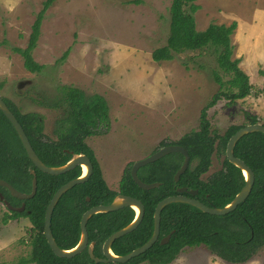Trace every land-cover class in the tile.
Here are the masks:
<instances>
[{
	"label": "rangeland",
	"instance_id": "rangeland-1",
	"mask_svg": "<svg viewBox=\"0 0 264 264\" xmlns=\"http://www.w3.org/2000/svg\"><path fill=\"white\" fill-rule=\"evenodd\" d=\"M134 1L57 0L45 13L33 52L44 68L31 73L13 49L27 47L45 0H0L1 95L22 113L42 115L51 140L56 139V121L62 116V110L53 106L62 99V87L104 97L109 127L86 143L113 191H118L133 163L198 130L202 109L220 91L213 76L218 68L212 49L153 61V51L167 43L173 0ZM197 4L198 31L212 23H238L231 36L233 59L240 60L254 87L245 99L231 104L222 99L208 109L212 131L223 134L230 125H244L246 114L258 116L264 124V0H198ZM69 49L67 58L59 61ZM20 83L26 86L19 88ZM220 167L221 159L214 156L206 177ZM10 214L0 202V264H17L31 250V223L26 218L4 223ZM171 264L234 263L201 245L186 247ZM238 264H264V247Z\"/></svg>",
	"mask_w": 264,
	"mask_h": 264
},
{
	"label": "trees",
	"instance_id": "trees-1",
	"mask_svg": "<svg viewBox=\"0 0 264 264\" xmlns=\"http://www.w3.org/2000/svg\"><path fill=\"white\" fill-rule=\"evenodd\" d=\"M56 1L45 0L43 3V8L33 23L27 47L13 49L22 56L24 67L31 73H39L44 68V65L35 61L33 52L41 36L45 13ZM197 1H172L167 43L152 53L154 62H162L173 60L175 54L200 55L212 49L218 68L213 76L220 91L202 109L199 129L185 134L177 142L162 144V147L179 145L189 153L190 165L178 182L175 181V175L181 168L184 157L174 153L138 171V177L144 183H159V187L141 189L127 169L121 179L119 192L109 189L93 150L86 143L89 137L99 135L103 129L109 127V106L106 99L99 94L88 96L73 86L61 88L62 99L53 104L55 108L62 110V116L56 121L55 140L49 139L45 134L42 115L35 112L22 113L17 105L3 97L24 128L38 157L47 166H62L72 158V154H85L93 162L94 171L90 179L64 194L53 213L51 230L60 248L70 249L79 242L80 223L86 211L94 206L110 204L118 194L139 199L145 209L139 227L112 245V251L122 256L150 240L154 232L157 205L167 197L178 195L179 188L198 190L195 199L210 207L223 208L245 185L242 171L226 157L227 144L240 128L259 123V117L246 114V124L230 125L223 134L212 131L208 118V109L220 100L226 99L230 104L235 103L249 97L254 89L249 76L239 66L240 60L233 59L231 36L238 23H212L204 31H198L194 17L200 10ZM134 2L137 4L140 1ZM69 51L70 49L59 61L65 60ZM1 88L0 85V91ZM234 155L243 160L255 174V183L249 197L225 216L210 215L182 203L168 205L162 212L160 229L161 236L174 230L169 243L162 245L157 242L151 249L125 264H171L186 247L201 245L229 263H246L251 260L264 247V134L255 132L243 136L234 148ZM214 156L221 159V167L205 177L213 165ZM31 170L35 171L38 180L37 193L32 199L20 201L0 186V194L12 206L20 207L22 203L26 205L24 212H11L9 216H5L4 223L9 219L26 218L32 225L30 253L17 264H96L87 250L70 259L56 256L44 235L45 214L51 199L64 184L82 175L81 167L59 176L38 170L29 159L12 124L0 110V179L7 181L20 192L30 193L33 180ZM134 218L135 212L130 207L90 218L87 229L89 242L94 243L95 256L103 258L102 249L106 240L128 226Z\"/></svg>",
	"mask_w": 264,
	"mask_h": 264
},
{
	"label": "water",
	"instance_id": "water-1",
	"mask_svg": "<svg viewBox=\"0 0 264 264\" xmlns=\"http://www.w3.org/2000/svg\"><path fill=\"white\" fill-rule=\"evenodd\" d=\"M26 86L25 83H20L18 84L19 88H23ZM0 110L3 112L5 117L9 120V122L12 124L13 128L15 129L24 149L27 152V155L29 159L32 161L34 166L49 175L53 176H59L62 174H65L76 167H83L85 166L87 168V173L82 175L76 179L70 180L68 183L64 184L59 190L54 194L53 198L50 201V204L47 207L46 214H45V225H44V235L46 237V240L53 251V253L61 258H73L83 251L87 250L91 259L96 263H120V264H125L129 262L132 258L138 257L141 254L145 253L149 249L152 248V246L157 242L158 237H159V232H160V225H161V215L165 207L171 204L175 203H182V204H187L192 207L197 208L198 210L214 215V216H225L234 210L243 203L250 195L254 183H255V174L254 172L246 165V163L236 157L234 155V148L237 144V142L245 135L250 134V133H255V132H260L264 134V125L257 123V124H249L245 127L240 128L228 141L227 144V149H226V157L228 161L239 168L245 178V185L241 189V191L235 196V198L226 206L223 208H218V207H209L206 206L205 204L201 203L200 201L192 198L191 196H194L198 194V190H188L187 188H180L178 189V195L175 196H170L167 197L166 199L162 200L159 202L155 209L154 213V232L151 237V239L145 243L143 246L133 250L129 254L126 255H116L112 251V245L113 243L117 240L122 238L123 236L133 232L136 230L139 225L141 224L144 214H145V209L143 203L132 196H127V195H117L113 201L108 204V205H98L94 206L88 211H86L81 219V236L79 239V242L70 249H62L58 246L57 242L55 241V238L52 234L51 230V221H52V216L55 211L56 206L58 205L60 199L64 194H66L69 190L74 188L76 185L82 184L87 182L91 175L93 174V164L90 160V158L84 154H72V158L64 165L59 166V167H51L47 166L37 155L35 152L34 148L32 147L30 140L24 131V128L16 118L15 114L10 110V108L7 106L5 101L3 100L1 94H0ZM178 153L181 154L184 157L183 164L181 168L177 171L175 175V181L178 182L181 175H183L186 170L189 167L190 163V156L187 150L179 145H168L163 148H161L159 151L155 152L154 154L150 155L149 157L142 159L140 161H137L133 163L132 168H131V176L134 180V182L143 190H151L154 188L159 187V183H152V184H147L144 183L139 177H138V171L140 168L154 163L158 161L159 159L170 155ZM31 174L33 175V180H32V190L30 193H23L18 191L16 188H14L10 183H8L5 180L0 179V186L3 188H6L10 195L20 201H25L32 199L36 193H37V186H38V180H37V175L34 170H31ZM184 193H188L191 196H185ZM89 200V199H88ZM0 201L6 206L8 211L10 212H24L26 209L25 203H23L20 207H14L12 206L8 200L5 199V197L0 194ZM130 207L134 210L135 212V218L134 220L125 228L115 232L112 234L104 243L103 245V258L96 257L94 254V243L89 242V232L87 229V224L94 215L97 214H103V213H110V212H115L118 210H121L123 208ZM167 239L165 241H162V244H165Z\"/></svg>",
	"mask_w": 264,
	"mask_h": 264
},
{
	"label": "flooded vegetation",
	"instance_id": "flooded-vegetation-1",
	"mask_svg": "<svg viewBox=\"0 0 264 264\" xmlns=\"http://www.w3.org/2000/svg\"><path fill=\"white\" fill-rule=\"evenodd\" d=\"M1 94V93H0ZM2 96V95H1ZM2 98H3V96H2ZM4 100V99H3ZM94 153V152H93ZM85 155V154H84ZM87 156V155H86ZM95 156V155H94ZM90 158V157H89ZM96 159V158H95ZM90 160H91V158H90ZM91 162H92V160H91ZM92 164H93V162H92ZM189 165H190V163H189ZM93 167H94V165H93ZM100 167V166H99ZM77 168V167H76ZM131 168H132V166H130V168H129V170H130V173H131ZM81 170H82V173H83V169H82V167H81ZM94 171V170H93ZM92 176V175H91ZM206 177V176H205ZM121 182V181H120ZM160 186V185H159ZM180 189V188H179ZM111 190V189H110ZM119 190H120V183H119V188H118V191H114V192H119ZM111 191H113V190H111ZM188 193H184V195L185 196H191V195H187ZM118 195H122V194H118ZM197 195V194H196ZM196 195H194V196H191L192 198H194ZM135 198V197H134ZM195 199V198H194ZM197 200V199H196ZM198 201H200V200H198ZM201 202V201H200ZM201 203H203V202H201ZM23 204V203H22ZM21 204V205H22ZM203 204H205V203H203ZM206 205V204H205ZM206 206H208V205H206ZM210 207V206H209ZM161 218H162V215H161ZM143 221V220H142ZM160 228H161V225H160ZM135 231V230H134ZM132 233V232H131ZM174 233V230H172V231H170L168 234H166V235H163V236H161V229H160V232H159V237H158V240H157V242H159L160 244H162L161 242L162 241H165L166 239H167V237H169V239L166 241V243L165 244H162V245H166V244H168L169 243V241H170V239H171V237H172V234ZM151 239V238H150ZM118 240V239H117ZM156 242V243H157ZM115 243V242H114ZM113 243V244H114ZM155 243V244H156ZM154 244V245H155ZM153 245V246H154ZM152 246V247H153ZM112 249V248H111ZM135 258V257H134ZM133 259V258H132ZM131 259V260H132Z\"/></svg>",
	"mask_w": 264,
	"mask_h": 264
},
{
	"label": "bare ground",
	"instance_id": "bare-ground-1",
	"mask_svg": "<svg viewBox=\"0 0 264 264\" xmlns=\"http://www.w3.org/2000/svg\"><path fill=\"white\" fill-rule=\"evenodd\" d=\"M83 172H84V174L87 173V168L85 166L83 167Z\"/></svg>",
	"mask_w": 264,
	"mask_h": 264
}]
</instances>
